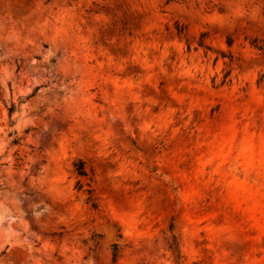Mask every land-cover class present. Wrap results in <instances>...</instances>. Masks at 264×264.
<instances>
[{
    "label": "rangeland",
    "instance_id": "1",
    "mask_svg": "<svg viewBox=\"0 0 264 264\" xmlns=\"http://www.w3.org/2000/svg\"><path fill=\"white\" fill-rule=\"evenodd\" d=\"M0 264H264V0H0Z\"/></svg>",
    "mask_w": 264,
    "mask_h": 264
},
{
    "label": "trees",
    "instance_id": "2",
    "mask_svg": "<svg viewBox=\"0 0 264 264\" xmlns=\"http://www.w3.org/2000/svg\"><path fill=\"white\" fill-rule=\"evenodd\" d=\"M33 94L29 95L32 96ZM16 109V106L11 103L10 106L8 107V114L9 116L12 115V113L15 111ZM13 143H16V140L13 141ZM73 167H74V171L76 173V175L78 177H84L86 176V172L84 170V163L81 161V160H77L76 162H74L73 164ZM76 188L78 190H81L83 188V184H81L79 181L76 183ZM84 193L85 195L87 196L86 197V200L88 203L91 204V207L92 208H95V204L94 202L92 201L91 199V190L90 189H85L84 190ZM169 250L172 252L175 260L178 262L179 259H180V253H179V249H178V245H177V241L175 239V237L172 235L170 237V241H169ZM117 252H118V249H117V246L114 244L111 248V253H112V260L115 261L116 257H117Z\"/></svg>",
    "mask_w": 264,
    "mask_h": 264
}]
</instances>
